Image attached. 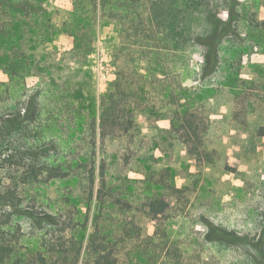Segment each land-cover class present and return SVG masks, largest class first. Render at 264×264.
Listing matches in <instances>:
<instances>
[{
	"label": "rangeland",
	"instance_id": "1",
	"mask_svg": "<svg viewBox=\"0 0 264 264\" xmlns=\"http://www.w3.org/2000/svg\"><path fill=\"white\" fill-rule=\"evenodd\" d=\"M141 1L147 14L152 0ZM246 1L180 0L179 3L186 4L183 9L188 16L187 29L204 34L214 28L211 15L228 20L230 11L241 12ZM71 3L72 0L43 3L52 12L56 30L52 42L46 44V52L40 53L47 56L46 66L56 67L27 76L26 94L15 87L14 100L38 95L41 102V116L29 124L26 138L33 146L52 148V152L55 146L56 159L81 164L80 159L92 150L84 118L91 115L88 105L92 104L86 103L81 109L76 100L74 109L70 104L74 95L67 96L63 90L69 89L75 95L82 91L88 100L96 99L99 107L108 89L114 88V80L121 76L126 91L140 93L144 109H138L140 113L136 114L130 132L104 141L97 138V172L105 164L112 192L134 205L141 206L147 196L160 194V185L153 176L156 179L164 176V180L180 190L171 197L173 218L160 228L148 211L136 218L137 238L153 252L150 261L146 259L140 264H264V42L251 39L247 22L241 18L234 20L232 28L239 34L236 48L226 44L222 51L224 60L226 56L233 58L235 76L230 77L224 61L225 68L213 76L184 77L183 82L193 91L191 108L202 131L203 155L199 159L188 152L171 126L174 107L160 93L161 85L170 90L178 84L176 53L166 50L160 55L161 80L154 81L152 89L147 79L156 72L155 67L146 56L137 66L136 56L140 55L133 52L130 25L120 26L116 18H110L109 22L102 19L97 26L90 51L82 58L63 28ZM122 44L127 50L116 62L117 47ZM247 50L250 51L246 53ZM200 61L198 55L191 54V70H199ZM136 68L145 79L137 74ZM72 172H82V167ZM12 176V172H0V179L6 184L12 181ZM41 178L39 183L22 185L31 186L32 197L37 196L34 191H43L35 201L37 211L46 208L61 193L70 190L81 194L84 190V182L79 180L65 184L60 180L41 182ZM79 209L85 212L86 206L79 203ZM110 213L116 224L117 207H111ZM21 221V251H39L41 236L48 234V227L32 224L26 217ZM212 230H217L222 241L208 239ZM90 231L91 224L80 235L85 237V244Z\"/></svg>",
	"mask_w": 264,
	"mask_h": 264
},
{
	"label": "trees",
	"instance_id": "2",
	"mask_svg": "<svg viewBox=\"0 0 264 264\" xmlns=\"http://www.w3.org/2000/svg\"><path fill=\"white\" fill-rule=\"evenodd\" d=\"M45 1L0 0V172L13 174L8 184L0 179V264H140L146 259L150 261L152 248L137 238L139 228L136 218L148 211L160 228L173 218L171 197L180 190L164 180V176L160 179L153 176L151 178L160 185V194L147 196L141 206L134 205L132 201L112 192L105 164L97 172L95 149L98 137L104 141L134 128L135 116L140 113L138 109H144L139 92L131 94L126 91L119 76L113 82L114 88L108 89L98 107L96 99L88 100L80 90H77L80 91L77 95L69 89L63 90L67 96L74 95L70 100L71 107H74L76 100L80 102L78 108L81 109L85 108L86 103L92 104L88 105L92 110L91 115L88 118L84 115L87 119L86 135L92 150L88 156L80 159L81 164L77 161L68 163L64 158L56 159L55 146L52 152V148L33 146L26 138L29 124L41 116V102L38 95L14 100L15 87L26 94L27 76L39 75L56 67L53 65L49 68L51 65L48 67L44 64L47 60L44 55L46 44L52 42L56 30L52 12L43 6ZM179 2L152 0L145 14V3L141 0H72L63 28L71 36L75 52L83 58L90 51L93 35L102 19L104 22L116 18L120 26L128 23L133 52L141 56H136L137 66L144 62L146 56L156 69L147 79L152 89L155 88L154 81L161 80L158 78L160 55L166 50L176 53L178 84L170 90L161 85L163 92L160 93L174 107L171 126L188 152L202 159V131L197 114L191 108L193 91L183 79L191 74L202 79L213 76L225 68L224 61L230 77L235 76L233 58L226 59V56L224 60L222 48L226 44V47L232 44L236 48L235 40L239 34L232 25L239 18L247 22V33L251 39L264 42V0H247L241 12L230 11L228 20L211 15L214 28L204 34L187 29L188 16L183 9L186 4L180 6ZM41 50L45 52L42 54ZM117 50L116 62L127 48L122 44ZM191 54L202 59V62H198L199 70H191ZM136 71L145 79L142 72L137 68ZM141 89H145L144 84ZM79 167H82V172H72ZM40 178L41 182L42 179L47 182L60 180L65 184L79 180L84 182V190L81 194H74L70 190L61 193L54 202L37 211L35 201L43 191H34L37 196L32 197L31 186L22 185L39 183ZM79 203L86 206L85 212L79 209ZM113 206L117 207L116 224L110 213ZM25 217L32 224L48 227V234L41 236L39 251L22 252L20 249L23 236L21 218ZM90 224L92 231L85 244V237L81 238L80 235ZM216 231L212 230L213 234L208 236L210 241H222Z\"/></svg>",
	"mask_w": 264,
	"mask_h": 264
}]
</instances>
